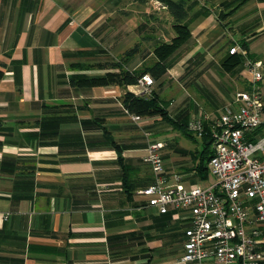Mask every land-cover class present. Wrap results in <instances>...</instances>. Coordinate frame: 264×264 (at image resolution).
Listing matches in <instances>:
<instances>
[{
    "label": "crops",
    "instance_id": "crops-1",
    "mask_svg": "<svg viewBox=\"0 0 264 264\" xmlns=\"http://www.w3.org/2000/svg\"><path fill=\"white\" fill-rule=\"evenodd\" d=\"M184 2L190 38L142 96L170 123L125 108L136 83L73 84L111 71L94 65L118 61L129 37L139 49L122 68L153 64L155 41L176 36L160 2L0 0V264H183L187 214H160L137 193L153 180L147 145L162 144L165 171L186 189L200 186L210 146L184 125L202 115L208 128L237 107L251 80L245 58L264 76V0ZM231 56L241 62L227 70Z\"/></svg>",
    "mask_w": 264,
    "mask_h": 264
},
{
    "label": "built area",
    "instance_id": "built-area-1",
    "mask_svg": "<svg viewBox=\"0 0 264 264\" xmlns=\"http://www.w3.org/2000/svg\"><path fill=\"white\" fill-rule=\"evenodd\" d=\"M243 66L251 80L235 94L237 107L221 112L208 128L202 115L186 124L190 134L210 138L212 184L186 189L180 174L165 171L159 142H150L143 156L153 180L137 193L160 214H187L183 264H264V76L260 61L245 58ZM153 83L149 74L141 75L134 95H149Z\"/></svg>",
    "mask_w": 264,
    "mask_h": 264
},
{
    "label": "trees",
    "instance_id": "trees-1",
    "mask_svg": "<svg viewBox=\"0 0 264 264\" xmlns=\"http://www.w3.org/2000/svg\"><path fill=\"white\" fill-rule=\"evenodd\" d=\"M162 4L171 16L173 22L175 23L176 36L173 37L168 43L162 42L156 45L153 49V56L155 57V62L150 66H145L132 72L124 70L122 68V63L133 56L139 49L138 44H135L132 48L125 51L118 61L97 63L94 65L95 68L111 70L107 71L103 75L93 76V77H80L75 80L73 84L79 86H108L114 85L119 87H125L127 85L135 84L143 74H149L152 78L158 77L165 71V61L177 54L178 50L187 42L190 38L189 31L186 26L182 24L183 20L186 18L185 2L184 0H156ZM243 47H245L243 45ZM241 62V56H231V59L225 61L223 66L225 69L229 70L232 65ZM118 69L117 72L112 70ZM1 76V73H0ZM123 104L126 109L130 112L136 113L141 116H159L167 120L166 112L162 106L154 98H145L142 96H134L130 93H126L123 96ZM169 121V120H167ZM172 123V121H169ZM186 125V124H185ZM185 130H186V126ZM182 126V125H180ZM187 131V130H186ZM203 140L207 142L210 146L211 141L208 137H203ZM208 148V147H207ZM211 151L208 150L206 154V161L198 165V170L200 174L207 175V163L210 158Z\"/></svg>",
    "mask_w": 264,
    "mask_h": 264
},
{
    "label": "rangeland",
    "instance_id": "rangeland-1",
    "mask_svg": "<svg viewBox=\"0 0 264 264\" xmlns=\"http://www.w3.org/2000/svg\"><path fill=\"white\" fill-rule=\"evenodd\" d=\"M174 1H176V0H174ZM163 12H164V10H160V13H163ZM139 39L136 40V38H130L129 37L128 38V46H129V48H132L136 41H138L137 43H139ZM165 39H168V38H165ZM160 43H162V40H158V42L155 41V46L160 44ZM107 57H109V56L107 55ZM118 57L119 56H117L116 58H118ZM151 64L152 63H150V62L147 63L148 66H150ZM179 144L181 146L189 148L193 152H195V149H196V151H200V149H201V145L199 143H197V145H195L192 142H190L189 140H186L184 137L179 141ZM213 182H214V177L211 174L208 173L206 178H204L202 181H199L198 183L200 184V186L204 187V186H207L209 184H212Z\"/></svg>",
    "mask_w": 264,
    "mask_h": 264
}]
</instances>
